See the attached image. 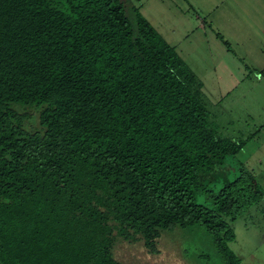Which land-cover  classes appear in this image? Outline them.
<instances>
[{"label":"trees","instance_id":"16d2710c","mask_svg":"<svg viewBox=\"0 0 264 264\" xmlns=\"http://www.w3.org/2000/svg\"><path fill=\"white\" fill-rule=\"evenodd\" d=\"M207 104L123 0H0V264H136L194 226L242 264L233 225L264 234V189L229 161L254 135Z\"/></svg>","mask_w":264,"mask_h":264},{"label":"rangeland","instance_id":"374dc122","mask_svg":"<svg viewBox=\"0 0 264 264\" xmlns=\"http://www.w3.org/2000/svg\"><path fill=\"white\" fill-rule=\"evenodd\" d=\"M123 1L128 8L139 9L190 65L203 85L211 120L221 134L254 135L229 162L250 170L264 189V57L258 59L260 63L231 59L223 43L197 27L192 10L178 7L179 0ZM251 222L239 219L234 223L236 241L230 248L243 259L242 264H264V234ZM159 248L156 259L143 255L136 264H222L211 235L200 226L175 229Z\"/></svg>","mask_w":264,"mask_h":264},{"label":"crops","instance_id":"0c3cea01","mask_svg":"<svg viewBox=\"0 0 264 264\" xmlns=\"http://www.w3.org/2000/svg\"><path fill=\"white\" fill-rule=\"evenodd\" d=\"M179 2L180 9L183 6L194 12L199 29L207 31L223 43L231 59L248 63L262 62L258 59L264 57V0H179Z\"/></svg>","mask_w":264,"mask_h":264}]
</instances>
